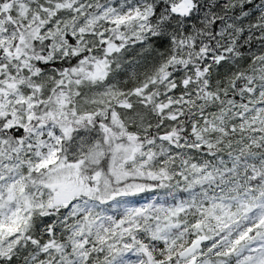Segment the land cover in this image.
<instances>
[{
    "label": "snow or ice",
    "instance_id": "6c2138e0",
    "mask_svg": "<svg viewBox=\"0 0 264 264\" xmlns=\"http://www.w3.org/2000/svg\"><path fill=\"white\" fill-rule=\"evenodd\" d=\"M0 264H264V0H0Z\"/></svg>",
    "mask_w": 264,
    "mask_h": 264
}]
</instances>
